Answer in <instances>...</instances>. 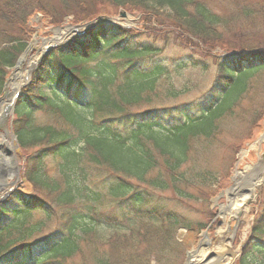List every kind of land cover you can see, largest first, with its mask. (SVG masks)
Segmentation results:
<instances>
[{"label": "trees", "instance_id": "trees-1", "mask_svg": "<svg viewBox=\"0 0 264 264\" xmlns=\"http://www.w3.org/2000/svg\"><path fill=\"white\" fill-rule=\"evenodd\" d=\"M99 1L138 8L145 23L139 28L100 24L53 48L22 88L13 131L26 157L23 179L46 193L35 197L19 188L0 203V223L26 219L38 208L50 219L53 206L60 213L47 236L14 248L0 246V264H67L79 251L82 233L105 226L127 230L138 222L147 229L142 236L147 247L118 236L109 256H99L96 264H151L153 257L155 264H167L163 243L175 242L180 228L197 233L207 225L189 220L176 204L194 199L192 189L213 188L218 179V169L189 154L191 140L203 137L197 153L208 155V144L220 132L216 121L242 92L258 93L249 83L261 82L264 39L250 45L233 35L244 22L264 25V8L258 5L264 0H0V91L28 46L37 15L48 25L62 23L65 13L73 14L75 22H87L98 16ZM225 2L233 5L229 13L213 7ZM73 3L82 11L74 12ZM163 12L170 21L160 19ZM173 42L178 48L166 55ZM218 48L222 53L213 52ZM208 60L215 79L202 97L156 104L168 89L159 91L158 80L185 68L206 70ZM168 92L176 99L183 93ZM41 111L51 119L56 113L57 122L38 117ZM263 117L264 103L252 128H260ZM47 163L55 166L53 180ZM171 189L177 200L160 196ZM235 264H264V195Z\"/></svg>", "mask_w": 264, "mask_h": 264}, {"label": "rangeland", "instance_id": "rangeland-1", "mask_svg": "<svg viewBox=\"0 0 264 264\" xmlns=\"http://www.w3.org/2000/svg\"><path fill=\"white\" fill-rule=\"evenodd\" d=\"M99 1L97 4L100 19L111 20L117 22L125 27L136 28L142 27L145 23L144 13L138 8H130L129 5H121L118 7L113 6L108 3H101ZM262 1L258 2L260 8H264V3ZM71 7L75 9L74 12L82 11V7L72 4ZM216 10L222 11L224 14L229 13L233 9V5H228L227 2L221 4H215L213 6ZM96 9V8H93ZM105 12V13H103ZM125 15H122V13ZM97 16V17H98ZM42 16L37 15L33 19L34 32L29 38V43L25 51L19 56L16 65L13 68H9V74L3 90L0 91V101L6 96L8 89L9 79L13 76V71L19 65V60L28 53L27 60L23 62L22 73L20 75L19 81H22L17 95L12 99V109L8 108L5 110L6 116L3 124L0 125V145L4 146L6 149H9L12 152V156H9L5 150H0V198L5 197L6 192L12 187V184L15 183L17 177L13 179L5 172L13 170L15 172V166L12 164L13 161H18L19 169L16 170L17 176L20 175V179L17 182L15 189L20 188L26 194L41 197L46 193L45 189L34 187V185L28 183L23 179V168L22 164L25 162L26 157L22 152V155L18 154L16 151L15 145L12 143V139H7L5 128L9 130L12 134L13 131V119L15 117V105L19 97L20 91L28 83V80L31 81L33 72L38 68L40 62L42 61L43 53L53 44L66 42L69 38H76L77 31L74 29L77 25H82L84 22H75L73 14L64 15V20L58 25H48L44 20L41 19ZM159 17V16H157ZM160 19L164 22L170 21L165 12L160 14ZM86 23V22H85ZM152 23V22H151ZM155 27L163 29V25H158L153 23ZM61 29L65 32L66 29H70L68 35L64 40L59 42H51L45 44L46 40H53L57 37H62L63 35H57L55 30ZM234 38H244L250 45L258 44L264 39V25L257 23L252 24L251 22H244L241 29L235 31ZM261 39V40H260ZM264 41V40H263ZM45 44V47H43ZM166 55H174V49L178 48V45L174 42L172 46L169 47ZM216 54L222 53V49H216L213 51ZM224 54H227L225 52ZM208 69L204 70L201 68H185L180 72L172 73L168 76L162 77L157 81V88L159 91L166 89L164 92H161L159 97L155 100L156 104L159 105H168L172 104L175 101L183 100H193L198 97H202L206 91L213 84L215 79V69L212 65V60H208ZM95 62H92L89 66H94ZM260 83L250 82L249 86L255 89H258V93L254 96L244 95L245 91L242 92V96L236 104H233L231 110L219 119L217 124H219V134L208 144V150H210L208 155H202L204 153H197V148L204 145L205 139L203 137H198L191 140V148L189 149V154L192 153V156L200 155L202 158L195 156L198 160L204 161L205 165L210 168L218 169L217 171V183L209 188H197L192 189V192L195 194V198L188 199L185 198L182 201L179 200L177 207L180 211L188 214L190 217L189 220L206 222V229L199 232L188 231L186 228H180L175 235V242L172 243H163V254L164 258L167 261V264H186L188 260L189 252L196 249L200 246L201 241L205 239L203 236L205 231L208 232V239L205 241L207 243H212L214 246L221 240V234H218V227H221L224 232L230 234L231 231L229 228H234L238 226V220L229 215L223 216L219 215L218 211L221 205L228 204L229 197L228 191L233 186V176L237 170L246 169L248 166L256 165L259 161H264V117L261 122L260 128H252V121L254 115L258 112L259 107L264 103V71L258 76ZM182 91L183 93L176 99L171 96L168 91ZM52 97L51 94H48ZM7 98V97H6ZM5 98V99H6ZM178 100V101H177ZM10 101H8L9 103ZM43 112H39L38 117L41 116L43 119ZM57 114H53V118H47V122L56 123ZM7 124L4 125V124ZM3 125V126H2ZM248 133H252V137L248 140H244V136ZM244 140L243 143L241 141ZM153 151L157 156H163L160 152V149L152 146ZM204 158V160H203ZM11 161V162H10ZM10 169V170H9ZM46 171L48 172L49 179L53 180L57 177L55 166L51 163H47ZM22 175V176H21ZM227 176V177H226ZM23 179V180H22ZM226 179V180H225ZM5 183V184H4ZM219 183H222L223 186L219 187ZM162 198L166 200H177L173 190H168L166 192L159 193ZM264 195V185L258 190V195L255 201H251L249 205V211L247 212L250 217L249 226L245 227V224H242L237 228L235 232V238L232 241L231 247L232 251L235 252V257L230 264H235L236 260L242 255V247L246 240L251 234L253 223L255 217L260 209L261 201ZM5 200V199H4ZM53 214H51V219L46 217L41 209H34L31 214L26 219H12L6 218L0 223V246L4 244H12L11 248L19 246L21 244H26L29 242L36 241L42 237L50 234L58 224V217L60 213V207L53 206ZM7 222V223H5ZM239 224V225H240ZM208 228V229H207ZM147 231L143 224L138 222L133 224V227L127 230H117L110 227H99L94 229V231H89L87 233H82L78 241L79 251L74 257L67 260V264H96V259L101 255H108L111 251V244L118 237L121 236L123 239L128 237L129 240L139 241L141 248H146L147 246L143 242L142 236L144 232ZM148 239V238H145ZM179 243L178 246L175 244ZM154 252L159 253V240L153 241ZM158 251H157V250ZM181 249V250H180ZM24 264V263H22ZM155 264V258L153 257V262Z\"/></svg>", "mask_w": 264, "mask_h": 264}, {"label": "bare ground", "instance_id": "bare-ground-1", "mask_svg": "<svg viewBox=\"0 0 264 264\" xmlns=\"http://www.w3.org/2000/svg\"><path fill=\"white\" fill-rule=\"evenodd\" d=\"M69 31L70 29H66L65 32L61 29L55 30L57 35L63 36L53 40H46L45 44L64 40ZM45 44L43 47H45ZM27 55L28 53L22 57L21 62L12 73L13 76L9 79L8 87L10 89H8L5 96V98H7L0 101V125L4 122L6 116L5 110H8V108L12 109V99L16 97L17 91L22 84V81H19L20 75H24V73H22L21 64L28 59ZM8 101L10 102L8 103ZM4 125L7 126L6 123ZM3 134L6 135L7 139H12V143H14V136L9 130L7 131L5 128ZM7 174L12 179L17 177L16 170L15 172H13V170L10 171V173L7 172ZM233 182V186L228 191L229 202L227 205H221L218 214L224 217L229 215L236 218L238 220V226H236L234 230L229 228L231 231L230 234H227L221 227H218V234H221V240L214 246H211L213 245L212 243H207L205 241L209 238L208 235L204 236L205 239L201 241L200 246L189 252L186 264H230L235 257L236 253L232 251L231 244L235 238L234 235L237 228L242 224H245V227L250 224V217L247 212L249 211L251 201L256 200L258 190L264 185V161H259L256 165L248 166L246 169L237 170L233 176Z\"/></svg>", "mask_w": 264, "mask_h": 264}, {"label": "water", "instance_id": "water-1", "mask_svg": "<svg viewBox=\"0 0 264 264\" xmlns=\"http://www.w3.org/2000/svg\"><path fill=\"white\" fill-rule=\"evenodd\" d=\"M122 15H125V13L123 12ZM102 23H114L113 21L111 20H106V19H96V20H92L84 25H79L78 27H76V30H79V32H77V34H82V33H85L87 32L88 30H91V29H94L96 26H98L99 24H102ZM70 40V39H69ZM68 40V41H69ZM67 41V42H68ZM61 44H66V42L64 43H55L53 45H51L46 51H45V55L48 54L53 48L55 47H58L59 45ZM20 63V61H19ZM14 144L16 146V150L18 151V153L21 154V148L19 146V143H18V140H17V136L14 134ZM0 148H2L0 146ZM8 150V149H7ZM9 152V151H8ZM5 174V173H4ZM2 182H0V186H1ZM5 184V183H4ZM13 191V189H10L6 192L5 194V197L3 198H0V201H3L11 192ZM205 233V236H207V232H204Z\"/></svg>", "mask_w": 264, "mask_h": 264}, {"label": "flooded vegetation", "instance_id": "flooded-vegetation-1", "mask_svg": "<svg viewBox=\"0 0 264 264\" xmlns=\"http://www.w3.org/2000/svg\"><path fill=\"white\" fill-rule=\"evenodd\" d=\"M12 155H13V154H11V153L9 154V156H12ZM10 162H11V161H10ZM12 164H13L14 166H15V165L17 166V162H16V160L13 161V159H12Z\"/></svg>", "mask_w": 264, "mask_h": 264}]
</instances>
